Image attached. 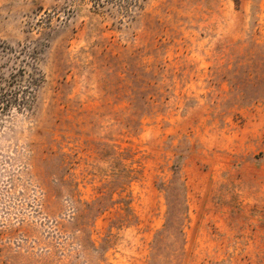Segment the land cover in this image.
<instances>
[{
    "label": "rangeland",
    "instance_id": "374dc122",
    "mask_svg": "<svg viewBox=\"0 0 264 264\" xmlns=\"http://www.w3.org/2000/svg\"><path fill=\"white\" fill-rule=\"evenodd\" d=\"M0 264H264V0H0Z\"/></svg>",
    "mask_w": 264,
    "mask_h": 264
},
{
    "label": "trees",
    "instance_id": "16d2710c",
    "mask_svg": "<svg viewBox=\"0 0 264 264\" xmlns=\"http://www.w3.org/2000/svg\"><path fill=\"white\" fill-rule=\"evenodd\" d=\"M31 77L32 78H30V80L28 81L29 82L28 84H26L25 81H24L25 84H21L20 83V88H19L20 90L25 91L26 89H29L31 86H33V88H35V89H38V87L40 85V82L42 80V77H41V74H40V70H39V68L37 66L35 68V72H34L33 76H31ZM34 98H35L34 94L33 95L31 94V99H30V97L24 96V97L21 98V100H20L21 102H16L20 98H19V96H17L15 94L13 100H15L16 105H19L20 107L25 108V107H28L31 104V102H32V100H34ZM7 101L10 102L9 100H7Z\"/></svg>",
    "mask_w": 264,
    "mask_h": 264
}]
</instances>
